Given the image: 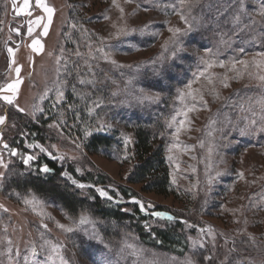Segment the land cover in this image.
<instances>
[{"label": "rangeland", "instance_id": "374dc122", "mask_svg": "<svg viewBox=\"0 0 264 264\" xmlns=\"http://www.w3.org/2000/svg\"><path fill=\"white\" fill-rule=\"evenodd\" d=\"M46 2L56 9L47 36L43 35L47 14L35 7V0H31L29 9L32 16L17 15L23 0H15V10L11 9L13 0H3L2 5L0 88L17 79L22 83L13 104L0 99V115L7 117L0 125V159L8 165L7 169L0 166V172L5 174L0 182V264H37L46 257H50L47 264H61V256L68 264H185L189 256L198 264H220L233 247V240L236 251L230 254L231 264L245 259L248 264H264V132L241 136L235 130V126H243L251 119L257 121V128L261 126L264 112L259 101L264 98V81L259 77L264 76V64L253 61L264 58L253 52L227 59L219 54L216 60L213 53L200 48L201 41L190 38V32L180 38L184 51L173 60V46L169 44L168 51L163 48L172 37L168 29L184 31L188 27L179 12L186 11L187 5L181 6L179 0H151L145 5L133 0H116L115 4L113 0ZM262 2L244 0L243 9L261 26ZM37 16L45 19L40 27L33 24L29 35L28 21ZM232 20L227 22L231 21V26ZM17 28L19 32L15 31ZM255 32L259 34L258 30ZM34 39L43 45L41 52L33 51ZM9 48L13 50L11 55ZM201 57L216 64L223 61L225 66L208 68L196 80L193 74L206 67ZM237 59L248 61V66L237 64L233 69L231 61ZM161 65L166 71L157 75ZM17 67H21L19 77ZM192 81V89L200 90L207 107L195 92L196 100L191 96L179 98L178 90L187 91L185 86ZM224 82L228 87H224ZM4 95L11 96L12 92H0V96ZM156 95L160 97L158 101L146 98ZM193 105L195 110L188 112V119L177 134L179 122L185 119L182 113ZM142 108V113L162 116L164 158L173 192L169 196L143 191L141 185L127 182L133 164L125 151L124 155H118L116 150L92 155L84 148L85 141L94 134L118 135L123 147L132 148L134 120H130V113ZM30 124L37 129L30 132ZM101 127L103 130H98ZM40 128L43 136L38 134ZM126 138L130 141L127 144ZM16 147L17 155H12L11 150ZM27 156L35 159L25 165L23 159ZM45 156L56 160L59 167L66 164L70 168V175H62V179L80 200L93 204L94 189L104 200L99 205L107 213L125 204L128 208L122 212L133 224L160 231L174 228L176 223L148 218L145 207L164 208L186 219L187 223L180 227L183 240L176 253L160 249L158 242L152 248L146 231L140 233L133 228L122 229L116 240L106 239L105 229L110 227L117 233L120 228L101 220L87 207L73 215L31 191L1 190L8 174L16 168H21L23 176H46L48 173L39 171L47 165ZM73 180L86 187H77ZM97 189L112 199L100 196ZM33 200L34 203H25ZM134 200L144 204L143 211ZM133 205L140 214L132 213ZM81 215L96 222L103 243L89 238L91 224L77 227ZM58 225L76 230L67 232ZM208 226L216 237L212 261L203 260V256L213 254L210 237H203L204 249H193L189 240L199 238L200 229ZM84 228L88 229L87 234ZM57 245L60 247L53 252ZM17 250L20 256L15 255Z\"/></svg>", "mask_w": 264, "mask_h": 264}, {"label": "trees", "instance_id": "16d2710c", "mask_svg": "<svg viewBox=\"0 0 264 264\" xmlns=\"http://www.w3.org/2000/svg\"><path fill=\"white\" fill-rule=\"evenodd\" d=\"M133 1L144 4L151 0ZM255 1L257 2L261 0ZM262 3H264V0ZM2 5L3 0H0V22L3 13ZM186 8V11L179 12L183 13L190 22L193 23L195 30L191 32L190 38L192 37L191 39L194 38L201 41L200 48L206 49L205 46L210 48L211 53L214 54L216 60L219 54H223L224 56L222 57L227 59L230 56L240 57L242 53L250 54L253 52H264V25L261 26L259 22H257L254 28H245V25H250L253 19L249 15H245L244 10L239 25H234L232 23L233 25L231 26V21L230 23H227L239 12L237 0H200V3L197 6L192 7L190 10L188 6H186ZM193 17L195 18L194 20L192 19ZM241 28H244V31H241ZM257 30L259 31V34L255 32ZM1 36L0 23V42ZM220 41L224 44L217 45ZM240 48H244V52H240ZM76 105L78 104L76 103ZM138 110L141 113L134 110L130 113V120H134L132 124L134 145L132 148L123 147V143L118 135L108 136L102 134L91 135L85 141L84 148L92 155L112 150H116L118 155H124L123 152L125 151V154L130 156L129 158L133 164L127 182L132 185H141L143 191L152 192L161 196H169L173 192L171 191L168 167L164 158L162 116L161 118L159 116L156 117L155 115L152 117L147 112L142 113L143 108ZM161 110L162 112H166L164 109ZM161 110H159V112ZM142 117L144 119H142ZM28 127L30 132H33L32 129H37L32 124L28 125ZM38 134L43 136L44 133L42 128L38 130ZM44 159L47 162L48 168L51 170L46 176H41L39 174H37L38 176L36 177H32L29 174L23 176L21 168H16L14 169V172L8 174V177L2 184L3 188H1V190H6L5 192L14 191L19 193L31 191L38 196L51 199L65 211L73 215L87 207L89 211L95 213L97 216L99 215L101 220H105L111 224L113 223L120 228V230L118 229L119 232L116 231L118 234L113 233V230H111L110 227L105 229V236L107 235L106 239L111 238L116 240L122 229L130 230V228H133L137 229L140 233H145L146 231L148 241H151L153 244L152 248L155 249L154 244L158 242L160 244V249L165 250L166 252L176 253V247H178L179 243L183 240L180 227L182 224H186V219L177 216L164 208L148 209L145 207V213L148 218L156 217L153 215L155 212L167 213L174 217L170 222H174L176 225L174 228L172 227L169 230L166 229L162 231L139 227V223L136 222L133 224V220L128 218L126 213L122 212V209L127 207L125 204L116 207L115 210L110 213L103 210V207L100 206L99 203L104 200L98 196L94 189L91 191L94 194L93 204H89L86 200H80L77 195L72 192L73 189H71L65 183V180L62 179L64 173L70 175V168L66 166V164H63L60 167L57 166V161L52 160L51 157L45 156ZM101 180L105 181L106 177L102 176ZM130 207L135 216L140 214L137 206L133 205ZM157 218H159L158 221L160 219L163 221L167 219V217ZM127 222L129 225H124ZM150 237L152 240H150Z\"/></svg>", "mask_w": 264, "mask_h": 264}, {"label": "snow or ice", "instance_id": "6c2138e0", "mask_svg": "<svg viewBox=\"0 0 264 264\" xmlns=\"http://www.w3.org/2000/svg\"><path fill=\"white\" fill-rule=\"evenodd\" d=\"M126 2H128V0H126ZM113 3L115 4L116 0H113ZM179 3H180L181 6L187 5L189 7V10H190L192 7L197 6L200 3V0H179ZM237 3L239 5V12H238V14H236L233 17L232 23L234 25H239L241 23V15H242L243 9L245 7L244 0H237ZM117 6L119 7V5H117ZM13 7H14V10H15V0H13ZM31 7H32L31 0H23V5L17 11V15L25 14L27 16H32V12L29 11V9ZM35 7L38 8V9H43L44 13L47 14V22L43 24V35L47 36L48 35L49 26L52 23L53 15H54L56 9L54 7H52V6H50L46 2V0H35ZM120 11L123 12V9L121 8ZM260 15L262 17H264V3L261 4ZM180 18L188 26L187 29L182 31L180 28H169L168 31L170 33H172V37L168 41H166L165 44L163 45V48H164L165 51H168V45L169 44H171L173 46L172 50H171V57H172L173 60L178 59L179 58V53L184 51L183 42H182V40L180 38L182 36L188 35V33H190V32L195 30L194 26H193V23L190 22V20L183 13H181ZM44 19H45V17H43V16H37L35 18V20H29L28 21V23H29L28 34L32 35V32H33L32 25L33 24L36 27H40L41 26V22ZM192 19L194 20L195 18L193 17ZM256 23H257L256 20H252L250 25H245V28H248V27H253L254 28ZM73 27H75V25H73ZM240 30L244 31V28H241ZM15 31L19 32V29L17 28V29H15ZM141 31L143 32L144 29H141ZM31 47H32L33 51H35V52H41L43 50V45L40 43V41L38 39H34L32 41ZM205 51H206V53H210L211 49H205ZM239 51L240 52H244V48H240ZM8 52L11 55L13 50L11 48H9ZM258 55L260 57L264 58V52L259 53ZM200 60L206 67H205V71L199 72L198 74H193L195 76L196 80H199V78L201 76H204L205 72L207 71L208 68H211V67H214V66H219V67H224L225 66L223 61H220L218 64H216V62H212V61L206 60L204 57H201ZM12 63H15L14 59H13ZM112 63H115V61H112ZM152 63H155V61H153ZM253 63L264 64V59H262L260 61H255L254 60ZM237 64H240V65H242V66H244L246 68L248 66V61L241 60V59H237V60L231 61V66H232L233 69H235ZM20 71H21V67H17L15 69L17 77H19ZM164 71H166V69L163 67V65H161V68L156 72V74L160 75ZM226 79L227 78L225 77V80ZM259 79L261 81H264V76L259 77ZM193 82H195V81L189 82L185 86L187 91L178 90L179 98L181 100H183L186 96H191L193 100H196L197 99V95L194 94V92H195V93L198 94L199 101L205 107H207V101L204 100L203 94L200 92V90L199 89H197V90H193L192 89V83ZM209 82H211V80H209ZM21 83H22V81L20 79H17L13 83L8 84L6 86V88H0V92H3V91L12 92L11 96H9V95L0 96V99H3L8 104H13V102H14V100L16 98V95L18 93L19 86H20ZM81 83H84V81H81ZM224 87H228V84L226 82H224ZM216 95L218 96V94H216ZM146 98L149 99V100H155V101H158L160 99L159 95L149 96V97H146ZM259 103L261 105V111L264 112V98H262L261 101H259ZM18 110L21 111V112L24 111V109H22V108H20ZM194 110H195V106L193 105L191 107H187L186 111H184L182 113V115L184 116L185 119L181 120L179 122L180 126L177 127V129H176L177 134L180 132L181 128L184 127L185 121H187V119H188V112H191V111H194ZM6 119H7L6 116L0 115V125H3L5 123V121H6ZM173 122H175V117H173ZM256 125H257V121L255 119H251L246 124H244L243 126H235V130L238 131L239 135H241V136L252 135V134H255L257 131L264 132V116L261 117V126L259 128H257ZM169 126L171 127V124ZM108 127H111V125H108ZM98 130H103V127H101ZM90 134L91 133L86 132V135H90ZM129 142L130 141L126 138L125 139V143L127 144ZM77 146L79 147V145H77ZM4 147L7 148L8 145L5 144ZM41 151H44V149H41ZM11 154L12 155H17L16 150H14V149L11 150ZM125 158H127V157H125ZM33 159H35V157L27 156L26 158L23 159V163L25 165H28L29 162L31 160H33ZM60 159H63V157H60ZM0 166L4 167L5 169H7V167H8L7 164L3 163L2 159H0ZM39 171L42 172V173H48L51 170L48 168L47 165H44L42 168L39 169ZM219 174L220 173H218V175ZM4 175L5 174L3 172H0V182L3 181ZM63 175L67 176L68 174L64 173ZM239 175L241 176V178H243V173H240ZM69 179H71V177H69ZM72 183L76 184L77 187H79L81 189L86 187V185H84V184H77V182L75 180H73ZM97 191L99 192L100 196L106 197L108 200L112 199V197L109 196L108 193L105 192L104 190L97 189ZM34 202H35L34 200L33 201H25V203H34ZM134 202L140 205V208H141L142 211L144 210V204L142 202H140L138 200H134ZM2 207H3V205H0V208H2ZM149 207H152V205H149ZM4 210L7 211V209H4ZM125 211H127V210H125ZM153 215L156 216V217H160V218L167 217V219L169 221L174 219V217L168 215L167 213L155 212V213H153ZM185 223H187V222H185ZM87 224H91L92 225V231L90 233L89 238L90 239L99 240L101 243H103L102 237H100L99 233L96 231V222L94 220H92L91 218H89V217L81 215V217H80V219H79V221L77 223V227H80V226H83V225H87ZM58 226L60 228L64 229L65 231H67V232H74L76 230L73 227L65 228L64 225H58ZM44 227L46 228L47 225H44ZM83 231H85L86 234L88 233V229L87 228H84ZM204 236H208V237L211 238L213 254L203 256V260L204 261H212L214 259V254H215V248H216L215 240H216V237H215V234H214V230L212 229L211 226H208L206 228H201L200 229L199 238L189 237V240L191 241V246H192L193 249H197V248L204 249L206 247V243H205V241L203 239ZM249 240L254 243V241L252 240L251 237H249ZM9 243H11V242H9ZM234 245H235V240H233V247L228 249V254H226L224 256L223 260L220 261V264H231V262H230V254L232 252L236 251V248L234 247ZM59 247H60L59 245L53 247L52 251L53 252L57 251V249ZM105 247H108V245H105ZM126 247L132 248L133 246L132 245H126ZM41 248H43V245L41 246ZM9 251H11V250H9ZM32 254L34 256L37 255V250H36L35 247L32 249ZM15 255L16 256H20L19 250L16 251ZM27 259L28 258L25 256L24 257L25 262L27 261ZM48 259H50V257H46L45 260H43V261H38L37 264H47ZM61 264H68V261L65 260L63 258V256H61ZM101 264H103V261H101ZM185 264H198V261L195 260L193 257L189 256L186 259ZM236 264H248V261H247V259H245L243 262L236 261Z\"/></svg>", "mask_w": 264, "mask_h": 264}, {"label": "flooded vegetation", "instance_id": "af4514ba", "mask_svg": "<svg viewBox=\"0 0 264 264\" xmlns=\"http://www.w3.org/2000/svg\"><path fill=\"white\" fill-rule=\"evenodd\" d=\"M9 145H10V144H9ZM2 146H4V144H2ZM7 148H9V147H7ZM7 148H6V149H7ZM16 149H17V150H16ZM14 150H16V152H17V151H18V148L16 147V148H14Z\"/></svg>", "mask_w": 264, "mask_h": 264}, {"label": "water", "instance_id": "95a60500", "mask_svg": "<svg viewBox=\"0 0 264 264\" xmlns=\"http://www.w3.org/2000/svg\"><path fill=\"white\" fill-rule=\"evenodd\" d=\"M11 9L13 10V6H11Z\"/></svg>", "mask_w": 264, "mask_h": 264}]
</instances>
